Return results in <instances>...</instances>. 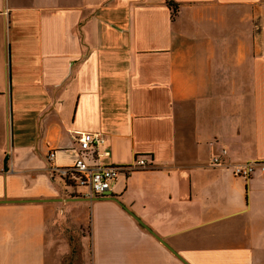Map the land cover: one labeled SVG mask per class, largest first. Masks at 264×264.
<instances>
[{"label": "crops", "instance_id": "crops-1", "mask_svg": "<svg viewBox=\"0 0 264 264\" xmlns=\"http://www.w3.org/2000/svg\"><path fill=\"white\" fill-rule=\"evenodd\" d=\"M168 1L0 0V264H56L65 227L89 264H264V171L232 170L264 163V0ZM85 132L153 170L72 186Z\"/></svg>", "mask_w": 264, "mask_h": 264}, {"label": "built area", "instance_id": "built-area-1", "mask_svg": "<svg viewBox=\"0 0 264 264\" xmlns=\"http://www.w3.org/2000/svg\"><path fill=\"white\" fill-rule=\"evenodd\" d=\"M107 144L106 138L101 133L85 132L78 137L80 156L70 167L54 169L58 176L75 187L86 189L91 195L105 197L111 194V184L118 177H129L136 171L153 170V166L143 157L137 158L127 166L102 165L97 163L101 157L109 155L108 150H101ZM223 150L221 156L226 155ZM221 156L212 160L213 167L223 163ZM55 153H50L49 160L53 161ZM91 160V163H90ZM264 171V163L248 162L232 168L233 174L244 180H249L256 170Z\"/></svg>", "mask_w": 264, "mask_h": 264}, {"label": "rangeland", "instance_id": "rangeland-1", "mask_svg": "<svg viewBox=\"0 0 264 264\" xmlns=\"http://www.w3.org/2000/svg\"><path fill=\"white\" fill-rule=\"evenodd\" d=\"M65 225H70V224H65ZM82 234H83L82 230H79L78 227L64 228V231L61 233V236H64V238L66 239V245L67 244L69 245L71 251L69 254H66L65 256H61L60 258L57 257L59 258V260L57 259L56 264H89L90 256L87 250H85L86 248L84 247L83 242L81 241ZM63 243L61 242L60 246H63ZM52 252L53 251H51V253ZM55 253L57 254V251Z\"/></svg>", "mask_w": 264, "mask_h": 264}, {"label": "trees", "instance_id": "trees-1", "mask_svg": "<svg viewBox=\"0 0 264 264\" xmlns=\"http://www.w3.org/2000/svg\"><path fill=\"white\" fill-rule=\"evenodd\" d=\"M168 5L172 9L173 14L175 15L178 11V5L173 3V1H170V0L168 1Z\"/></svg>", "mask_w": 264, "mask_h": 264}, {"label": "water", "instance_id": "water-1", "mask_svg": "<svg viewBox=\"0 0 264 264\" xmlns=\"http://www.w3.org/2000/svg\"><path fill=\"white\" fill-rule=\"evenodd\" d=\"M4 202H6V201H4Z\"/></svg>", "mask_w": 264, "mask_h": 264}]
</instances>
